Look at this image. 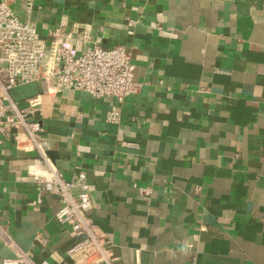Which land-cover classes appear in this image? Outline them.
<instances>
[{
    "label": "crops",
    "instance_id": "obj_1",
    "mask_svg": "<svg viewBox=\"0 0 264 264\" xmlns=\"http://www.w3.org/2000/svg\"><path fill=\"white\" fill-rule=\"evenodd\" d=\"M34 20L48 42L65 21L77 51L84 30L105 48L126 46L148 83L119 123L107 119L110 98L12 90L22 106L41 95L48 155L68 179L85 171L115 257L264 264V0H36ZM31 165H43L36 151L0 146V264L19 253L68 264L74 240L54 216L58 197L34 203Z\"/></svg>",
    "mask_w": 264,
    "mask_h": 264
},
{
    "label": "built area",
    "instance_id": "obj_2",
    "mask_svg": "<svg viewBox=\"0 0 264 264\" xmlns=\"http://www.w3.org/2000/svg\"><path fill=\"white\" fill-rule=\"evenodd\" d=\"M36 0H0V146L14 141L17 147L36 151L42 167L28 169L37 183L35 204L45 195L58 197L60 207L56 219L66 226L74 243L66 251L68 264H125L113 254V246L98 234L92 215L96 205L93 189L85 171L68 179L48 155V138L38 118L40 94L26 100L22 106L12 97V90L30 83H40L43 92L63 93L75 90L96 99L113 100L107 119L119 123L125 99L138 93L144 84L135 78L133 54L126 46L105 48L88 30L83 31L80 51L68 45V24L61 21L49 29L48 42L39 34L34 20ZM23 10V17L18 14ZM133 27L134 23L129 22ZM147 192L140 190L141 195ZM39 241L42 239L38 238ZM60 261L59 255H52ZM6 264H52L49 260L34 262L24 253L5 259ZM194 264V263H192Z\"/></svg>",
    "mask_w": 264,
    "mask_h": 264
}]
</instances>
